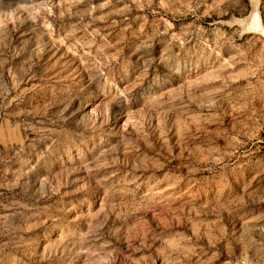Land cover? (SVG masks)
<instances>
[{"label":"rangeland","instance_id":"obj_1","mask_svg":"<svg viewBox=\"0 0 264 264\" xmlns=\"http://www.w3.org/2000/svg\"><path fill=\"white\" fill-rule=\"evenodd\" d=\"M243 260L264 0H0V264Z\"/></svg>","mask_w":264,"mask_h":264},{"label":"built area","instance_id":"obj_2","mask_svg":"<svg viewBox=\"0 0 264 264\" xmlns=\"http://www.w3.org/2000/svg\"><path fill=\"white\" fill-rule=\"evenodd\" d=\"M240 264H262V263L253 262V261H249V260H243Z\"/></svg>","mask_w":264,"mask_h":264},{"label":"bare ground","instance_id":"obj_3","mask_svg":"<svg viewBox=\"0 0 264 264\" xmlns=\"http://www.w3.org/2000/svg\"><path fill=\"white\" fill-rule=\"evenodd\" d=\"M259 19L258 18H256V21H258Z\"/></svg>","mask_w":264,"mask_h":264}]
</instances>
